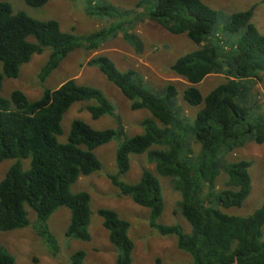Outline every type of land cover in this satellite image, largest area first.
<instances>
[{"label": "trees", "instance_id": "obj_1", "mask_svg": "<svg viewBox=\"0 0 264 264\" xmlns=\"http://www.w3.org/2000/svg\"><path fill=\"white\" fill-rule=\"evenodd\" d=\"M24 1L35 8L50 2ZM85 1L90 16L115 19L114 23L77 36L74 31L64 32L57 21H39L0 3V164L14 161L0 181V232L33 228L57 256L60 247L48 221L65 207L71 214L65 237L90 242L91 196L73 194L71 188L81 177L102 171L96 150L118 140V173L108 179L120 197L150 211V226L159 236L176 239L179 250L192 259L187 264H264V204L247 217L225 212L242 208L253 189V163H227L226 158L248 144H264V104L255 90L264 81V35L253 23L259 4L234 14L219 34V13L201 0H139L130 11L100 5L98 0ZM145 21L156 22L173 35H186L196 45V50L171 67L190 84L182 99L200 108L194 119L177 106L180 94L175 85L156 93L145 87L135 71L121 72L106 56L88 65L97 67L121 90L133 111L147 110L152 115L143 122V134L126 137L119 120L117 129L104 131L75 120L67 141L62 142L64 116L76 103H95L87 106L94 120L116 116L114 105L102 91L76 80L44 90L36 101L20 91L13 92L11 99L1 96L4 79H18L22 67L35 55L50 52L40 76L45 82L73 52H96L120 33L126 41H133L135 37L127 31ZM212 74H224L227 80L204 96L198 86ZM142 155L155 165L157 174L171 179L190 233L178 225L158 223L165 202L154 173L144 170L135 184L121 181L131 169V157ZM219 181L224 184L222 189ZM30 211L36 216L34 222ZM98 214L117 250L116 264H133L130 223L113 210L102 209ZM86 258V252L77 251L69 264H85ZM0 264H16V259L0 248ZM156 264H163L162 259H156Z\"/></svg>", "mask_w": 264, "mask_h": 264}, {"label": "rangeland", "instance_id": "obj_2", "mask_svg": "<svg viewBox=\"0 0 264 264\" xmlns=\"http://www.w3.org/2000/svg\"><path fill=\"white\" fill-rule=\"evenodd\" d=\"M138 1L98 0V3L130 11L136 8ZM201 1L219 13L217 25L219 34L223 32L234 14L245 12L255 4H259L253 23L264 35V0ZM1 2L10 4L15 13H23L39 21H57L64 32L74 31L77 36L93 34L110 27L115 21V19L90 16L86 10L85 0H50L42 8L31 7L24 0H0ZM127 32L135 37L133 41L132 39L126 41L120 33L116 38L106 41L96 52L84 49L73 52L45 82L40 79V76L48 63L50 52L35 55L29 64L22 67L18 79H4L1 96L11 99L13 92L20 91L31 101H36L41 98L44 90H55L69 80H76L81 86L102 91L114 105L116 116H105L94 120L87 106L95 103H76L64 116L62 122L64 135L60 138L62 142L67 141L75 120L84 121L99 131L117 129V120H119L124 127L126 137L132 138L143 134V122L152 118V115L147 110L133 111L131 102L121 90L110 83L97 67L88 65L92 59L106 56L121 72L135 71L145 87L156 93H161L169 85H175L180 94L176 99L177 106L182 108L185 116L194 119L200 108L190 107L182 99L184 90L190 84L173 73L171 67L178 59L196 50V45L186 35H173L152 21L138 23L137 27ZM227 39L233 41L232 36H228ZM137 45H140L141 49ZM226 80L227 77L224 74H212L198 87L202 94L207 96ZM255 90L258 93V99L264 104V81L258 83ZM119 148L120 142L115 140L97 149L96 155L103 165L102 171L88 177H81L71 188L73 194L87 192L91 196L89 232L92 239L90 242L68 240L65 237L71 214L69 209L63 207L48 221L50 230L60 247L57 256L51 254L48 246L33 228L10 233L0 232V248L15 257L16 264H69L70 256L77 251L87 253L85 264H116L117 250L111 245L109 234L103 227V219L98 214L99 210L107 209L117 212L121 219L130 223L128 235L135 245L133 264H156L158 258L162 259L163 264L190 263L191 257L179 250L174 237H161L150 226V211L136 205L129 198L120 197L119 190L108 179L109 175L118 173L116 156ZM195 150L198 151V147L195 146ZM226 159L227 163L243 160L253 163L251 168L253 189L250 198L242 208L225 211L232 216H250L264 204V144H248L243 149L230 154ZM13 164L14 161L0 164V181L4 179ZM144 170L154 173L163 189L165 210L158 223L166 226L178 225L186 233H190V225L179 212L180 194L175 190L171 179L156 173L155 165L148 162L146 155L131 157V169L121 177V181L135 184L140 180ZM223 187V182L219 181L218 188ZM29 218L34 222L36 216L30 211Z\"/></svg>", "mask_w": 264, "mask_h": 264}]
</instances>
